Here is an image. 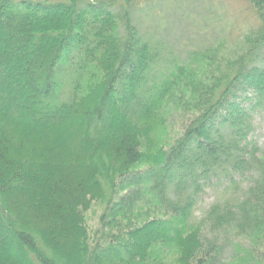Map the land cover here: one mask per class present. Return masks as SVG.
Masks as SVG:
<instances>
[{
	"label": "trees",
	"instance_id": "1",
	"mask_svg": "<svg viewBox=\"0 0 264 264\" xmlns=\"http://www.w3.org/2000/svg\"><path fill=\"white\" fill-rule=\"evenodd\" d=\"M246 2L258 24L233 48L171 58L137 29L139 1L0 0L5 264H264V0ZM170 103L187 125L165 149L150 123ZM214 180L239 195L197 218Z\"/></svg>",
	"mask_w": 264,
	"mask_h": 264
},
{
	"label": "rangeland",
	"instance_id": "2",
	"mask_svg": "<svg viewBox=\"0 0 264 264\" xmlns=\"http://www.w3.org/2000/svg\"><path fill=\"white\" fill-rule=\"evenodd\" d=\"M71 1L73 2V0ZM136 1H139V3L135 6V12L133 11L132 14L137 29L145 34L152 43L161 45L163 48L162 54L168 55L171 58L185 57L205 46L220 42L225 43L226 48L231 49L238 42L240 34L244 33L247 27L253 28L258 24L255 18L256 15L249 9L246 0ZM128 53L131 54L133 52L128 49L124 54L128 55ZM119 56L116 62L112 64L113 75L115 72L116 74L118 71L119 73L122 72L125 68L124 64L127 56L122 58ZM100 62L104 67L105 64H103L102 57ZM93 66H95L93 69L94 74L97 72L99 74L94 75L97 78H93V81L90 79V82L81 85L82 91H79L80 99L87 95L88 92L85 91V86L88 83L94 85L99 80L104 81V71L101 74L97 68V64L95 63ZM253 67L259 68L260 66L258 62H255ZM213 85L207 96H203V99L201 98V106H199L201 114L208 108L207 104L212 103L219 94L216 89L218 82ZM245 85L241 89H238L236 95H239V97L243 95V91L240 90L245 88ZM176 106H171V103L164 105L162 111L156 114L155 119H151V139L156 144V147H164L166 149L168 144L175 141L181 135L184 127L187 125L185 117L176 110ZM185 112L188 111L185 110ZM163 115H165L164 118L161 117ZM159 119L161 120L159 121ZM255 124L256 128L252 138L261 147V151L264 152V111L256 116ZM227 185L228 183L224 180H214L201 194L195 206V217L199 218L203 216L212 204L223 202L225 199H236L240 190L226 189ZM99 204L98 202L90 203V208L86 212L85 216L88 217L91 225L94 224L95 217L100 212ZM3 255V249H0V264H5L6 262L4 258L2 260Z\"/></svg>",
	"mask_w": 264,
	"mask_h": 264
}]
</instances>
